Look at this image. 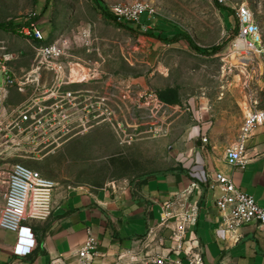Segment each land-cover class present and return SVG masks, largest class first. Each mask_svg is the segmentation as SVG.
Masks as SVG:
<instances>
[{"label": "rangeland", "instance_id": "374dc122", "mask_svg": "<svg viewBox=\"0 0 264 264\" xmlns=\"http://www.w3.org/2000/svg\"><path fill=\"white\" fill-rule=\"evenodd\" d=\"M135 2L147 5L151 14L134 23L114 14L115 5L129 7ZM217 3L0 0L1 23L17 28L26 22L41 25L49 20L55 25V38L67 40L61 45L64 52L90 57L98 69L112 71L119 77L118 110L109 100L103 116L107 119L91 133L77 137L74 149L42 161L37 159L38 154L23 153L22 158L14 161L42 169L46 177L102 185L113 180L135 181L180 167L190 171L194 166L203 167L207 159L222 160L226 148L235 141L245 114L251 109L264 110V51L246 53L233 36L234 28L239 26L236 9L245 6L259 25L264 50V0H225L222 5L229 11ZM159 22L176 25L201 48L220 45L221 49L204 55L186 39L164 43L149 35ZM50 33L49 26L45 36ZM16 38L12 32L0 30V55L37 53ZM78 69L83 70L85 77L88 75L84 66L74 64L73 79L78 77ZM168 87L178 90V104H165L157 98V91ZM110 112H117V129L113 126L116 116ZM215 125L220 133L214 140L207 136L209 154L205 157L193 147L195 138L201 137L203 131L209 133ZM224 125L230 129L229 135L221 130ZM6 145L12 146L0 138V148ZM4 150L0 166L9 170L13 157ZM141 262L147 264L146 256Z\"/></svg>", "mask_w": 264, "mask_h": 264}, {"label": "crops", "instance_id": "0c3cea01", "mask_svg": "<svg viewBox=\"0 0 264 264\" xmlns=\"http://www.w3.org/2000/svg\"><path fill=\"white\" fill-rule=\"evenodd\" d=\"M38 26L44 37L42 42L35 40L29 23L18 26L15 32H4H12L18 36L14 40H24L33 49V45L55 39V25L49 20ZM49 26L51 33L45 36ZM38 60L40 56L37 53L0 55V116L11 118L20 107L28 106L32 115L37 114L45 121L53 116L60 122L54 131H47L43 125L39 130L32 129L23 134H16L15 130L0 133V138L5 134L12 144L0 148V151H9L13 164L17 163L14 160L23 157V153L38 154L37 159L42 161L74 149L73 141L77 137L87 135L103 124V121L96 122L91 118L92 113H96L97 103L94 109H88L86 100L97 102L98 95L111 94V106L114 108L118 101V74L98 69L90 57L67 52L52 64V68L45 66L43 60L37 63ZM65 61L70 62L71 72L65 67ZM74 64L86 69L88 75H83V80L73 79ZM2 66L10 70L12 83H5ZM68 73L72 79L65 83L64 77ZM66 92L74 96L68 102L64 97V102L55 108L56 100L52 96ZM67 115L68 119L60 121ZM221 130L230 134L228 126L224 125ZM219 131L215 125L209 133L206 130L202 135L214 140L218 138ZM42 143L46 144L41 146ZM206 144L198 136L193 147L197 153L207 157ZM115 145L118 147L117 138ZM245 158L243 167L235 169L229 167L224 158L219 161L207 159L203 167L194 166L190 171L180 167L135 181L113 180L102 185L48 177L56 182L52 211L45 219L27 220L35 234L37 247L27 256L15 255L12 249L16 233L0 228V264H50L58 257L68 262L75 261V254L84 245L88 234L97 241V248L89 256L92 264H140L145 256L147 260L148 256L156 253L167 254L171 244L170 230L158 223L161 203L176 193L187 191L192 183L196 187L186 197L196 208V220L186 233L184 248H191L204 264H264V236L255 225H245L236 231H228L221 225L222 216L215 203L221 190L213 186L210 179L215 171L225 173L235 186L264 207L263 125L255 128ZM7 172L0 166V179L5 178ZM4 188L0 180V201ZM181 256L184 258L183 254Z\"/></svg>", "mask_w": 264, "mask_h": 264}, {"label": "built area", "instance_id": "2783aa9c", "mask_svg": "<svg viewBox=\"0 0 264 264\" xmlns=\"http://www.w3.org/2000/svg\"><path fill=\"white\" fill-rule=\"evenodd\" d=\"M224 1L217 0L218 4L221 5ZM113 12L118 19L134 23L139 21L144 12L150 15L152 11L144 3L135 2L129 7L117 4L113 8ZM236 16L239 23L236 40L242 39L245 43L241 47L246 53L263 52L260 28L250 10L245 6H241L236 9ZM31 28L35 40L42 42L44 37L38 24L35 22L31 23ZM66 43L67 40L64 38H55L49 43L33 45V49L40 56V60L37 63L43 60L46 63L44 64L45 66L52 68V64L56 60L66 55V52L61 47V45ZM64 65L71 72L70 62L65 61ZM78 72L82 71L78 70ZM2 73L5 76V83L10 84L13 82L10 78V70L7 67L2 66ZM71 79L72 76L68 73L64 77V82H70ZM76 80L79 79L76 78ZM72 96L74 94L71 92L52 96L56 100L54 107L58 108L57 104L63 103L64 97L67 98L65 101L68 102V99H71ZM109 100L111 103V94L109 96L98 95L97 102L90 103V101L86 100L85 106L88 109H94L95 103H97V109H94L96 113H92L93 115L91 116L96 122L107 119L103 116L107 112ZM70 106H73V104ZM118 107L119 96L114 109L118 110ZM109 114L116 116L113 126L117 129V112L114 114L110 112ZM68 118V115L63 116L60 121ZM59 123L53 116L45 121L37 114L32 115L28 106H22L11 118L0 116V133L15 130L16 134H23L32 129L39 130L43 125L47 131H54ZM263 124L264 110L251 109L245 114L235 141L225 150L224 159L229 167L232 169L243 167L246 163L245 154L254 130ZM1 138H4L5 142L10 140L5 134ZM201 141L207 143V136L202 135ZM3 153V151H0V155ZM210 179L213 186L221 190V195L215 201L222 216L221 225L228 231H236L242 226L252 224L264 236V207L260 206L251 195L235 186L231 177L225 173L215 171L210 176ZM0 180L5 185L1 194L2 201H0V228L16 233V242L12 252L17 256H27L38 245L35 234L27 220L45 219L50 215L53 208V194L56 182L44 176L40 171L30 168L21 162L14 163L8 170L6 177ZM194 187H196V184L192 183L187 191L176 193L161 203L162 210L158 223L170 230L169 238L171 244L167 254L156 253L148 256L147 264H204L201 257L193 252L191 248H184L186 233L196 220V208L186 197ZM96 248L97 241L95 237L88 234L84 245L75 254V261L68 262L58 257L52 259L50 264H92L89 256L93 254L92 250ZM182 254L184 258H180Z\"/></svg>", "mask_w": 264, "mask_h": 264}, {"label": "trees", "instance_id": "16d2710c", "mask_svg": "<svg viewBox=\"0 0 264 264\" xmlns=\"http://www.w3.org/2000/svg\"><path fill=\"white\" fill-rule=\"evenodd\" d=\"M218 7L229 11V8L226 6H223L221 4H218ZM147 12H144L141 16H146L147 17ZM112 17V16H109ZM149 20H146L145 22H147ZM29 22H26L25 24L22 25H28ZM30 25V24H29ZM15 27H13L12 25H8L5 23H1L0 22V30L2 31H13L15 32ZM238 32V25H236V27L234 28V32H233V36L236 35ZM151 37H154L164 43L167 44H174L176 42H178L180 39H186L188 41L191 42V44L193 45V47L200 53V54H204V55H211L213 53H216L217 51H219L221 49L220 45L217 46H211V47H207V48H201L197 45H195L189 35L183 31H181L176 25H173L171 23L168 22H159L157 25H155L154 30L152 31L151 34H149ZM157 98L160 100V102L165 103V104H169V105H175L178 104L180 102V97H179V93L178 90L174 87H168L165 88L163 90H159L156 93ZM176 168L172 169L175 170Z\"/></svg>", "mask_w": 264, "mask_h": 264}, {"label": "bare ground", "instance_id": "6f19581e", "mask_svg": "<svg viewBox=\"0 0 264 264\" xmlns=\"http://www.w3.org/2000/svg\"><path fill=\"white\" fill-rule=\"evenodd\" d=\"M237 43H238L239 46H243V45H245V43H244V41H243L242 39H238V40H237ZM81 73H82V72H78V74H77L78 77H76V78L79 79V80H83V79H84V76H83ZM249 111H250V110H249ZM249 111H248V112H249ZM248 112H247V113H248ZM247 113H246V114H247Z\"/></svg>", "mask_w": 264, "mask_h": 264}]
</instances>
